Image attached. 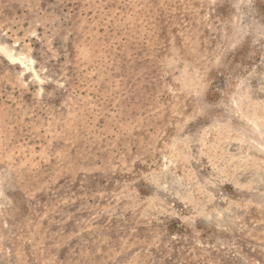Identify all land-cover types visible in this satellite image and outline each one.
I'll use <instances>...</instances> for the list:
<instances>
[{"label": "rangeland", "instance_id": "374dc122", "mask_svg": "<svg viewBox=\"0 0 264 264\" xmlns=\"http://www.w3.org/2000/svg\"><path fill=\"white\" fill-rule=\"evenodd\" d=\"M0 264H264V0H0Z\"/></svg>", "mask_w": 264, "mask_h": 264}, {"label": "bare ground", "instance_id": "6f19581e", "mask_svg": "<svg viewBox=\"0 0 264 264\" xmlns=\"http://www.w3.org/2000/svg\"><path fill=\"white\" fill-rule=\"evenodd\" d=\"M18 62V61H17ZM36 76V75H35Z\"/></svg>", "mask_w": 264, "mask_h": 264}]
</instances>
